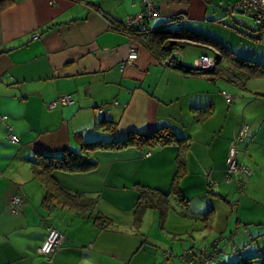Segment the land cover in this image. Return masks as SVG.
Listing matches in <instances>:
<instances>
[{
    "label": "crops",
    "instance_id": "crops-1",
    "mask_svg": "<svg viewBox=\"0 0 264 264\" xmlns=\"http://www.w3.org/2000/svg\"><path fill=\"white\" fill-rule=\"evenodd\" d=\"M240 1L155 0L159 15L150 21L152 32L129 40L109 24L141 13L142 0H0V264H183L170 259L178 253L176 242L152 236L155 243L171 248L170 256L165 251L160 255L149 240L152 228L148 233L143 225L137 228L133 214L138 186L170 189L176 145L148 151L97 149L100 161L95 168L55 170V179L66 190L96 200L86 208L66 199L45 205V187L35 175L40 154L72 150L93 156L92 151L83 152V144L120 141L130 132L164 126L190 139L181 181L188 202L182 205L188 207L197 191L206 194L212 203L205 212L213 210L214 228L219 197L236 208L233 214L220 202L226 218L219 220V232L228 230L236 218L239 231L244 224L248 235L242 248L233 247L239 256L228 264L262 255L264 248L253 245L264 237V216L256 221L262 227L255 231L247 227L255 219L243 214L249 207L264 209V77L236 83L165 63L177 52V61L188 65L179 54L189 47L200 56L215 57L219 70L232 66L233 58L264 64V29L249 30L239 19ZM170 30L211 38L225 50L199 39L177 40L178 47L159 50V38L162 45L175 40L166 38ZM132 47L138 57L126 65ZM224 91L232 95L231 104ZM65 94L73 96V104L49 107ZM102 121L116 128L110 131ZM244 124L248 136L239 141ZM10 134L20 142H11ZM233 147L239 151V163L252 172L250 179L236 176L241 185L225 180ZM16 196L22 198L20 207L13 203ZM97 214L110 223L100 225ZM51 226L65 238L46 256L39 248ZM247 246L252 249L243 253Z\"/></svg>",
    "mask_w": 264,
    "mask_h": 264
},
{
    "label": "trees",
    "instance_id": "trees-1",
    "mask_svg": "<svg viewBox=\"0 0 264 264\" xmlns=\"http://www.w3.org/2000/svg\"><path fill=\"white\" fill-rule=\"evenodd\" d=\"M239 12L242 13L241 10H239ZM123 22L124 21L120 22L118 25L121 26ZM144 23L145 22H141L133 26L130 32H133L136 36H142L146 34L141 31V26L144 25ZM258 28L264 29L259 24ZM149 32H152V30ZM166 38H174L175 40L199 39L201 41H205L206 43L214 44L220 49L225 50L218 42L211 38L193 36L192 34L180 30H170L169 33H167ZM156 42L157 45L155 46L162 51L173 49L172 47L174 46L171 45V41H167L166 44L162 45L161 43L163 42V38H159L156 40ZM232 61L234 63L232 66H226L222 70H219L218 66L212 70L198 69L180 62L177 63L175 67L176 69L187 73L206 75L211 74L210 76L213 78H216V75L219 74L220 77L222 76V78L226 79L227 81L236 83H241L242 81H247L248 79L254 77H264V64L244 58H233ZM203 115L206 114H200V116ZM101 124L110 131L116 128L114 124L109 121H102ZM172 144L176 145L177 154L176 171L172 179L171 187L168 192H165L159 188L144 185L138 186V199L133 210L134 223L137 228L142 226L146 213L150 209L159 211L160 219L163 223L165 218L173 209L171 205V196H176L181 201V203L186 204L188 202L182 195L181 181L186 176L187 172L186 155L188 149L190 148V139L179 137L171 127L164 126L149 132H130L128 137L120 141H116L114 139H99L83 144L84 153H89L90 151L97 149H124L130 147L148 151ZM147 156L149 155L147 154ZM87 157L88 156H84L83 154L76 153L72 150L63 151L59 155L40 154L38 156L35 164V175L45 187V195L43 198V203L45 205L49 206L60 199L71 201L75 206L82 208L96 204V200H85L82 195L74 194L66 190L57 182L54 177L55 170L84 172L95 168L98 163L96 161L90 160ZM96 220L102 226L110 223V220L101 214L96 215ZM204 221H206V228L211 230L214 223L213 210L208 212L207 216L204 218ZM256 261L257 263H255ZM233 264H264V254L251 258H242Z\"/></svg>",
    "mask_w": 264,
    "mask_h": 264
},
{
    "label": "rangeland",
    "instance_id": "rangeland-1",
    "mask_svg": "<svg viewBox=\"0 0 264 264\" xmlns=\"http://www.w3.org/2000/svg\"><path fill=\"white\" fill-rule=\"evenodd\" d=\"M236 14H238L239 19H241L243 22L247 24L249 30L258 28V24L251 16H247L240 12ZM176 47L178 46L174 45L172 48H176ZM188 48L189 47H186V49H184V53L182 52V54L179 55L181 56L185 55V60L187 64L190 66H195L196 59L201 56L198 50L194 49L195 51H197L196 53H194L192 49H188ZM92 152H90V154H93V156L91 155L88 156L87 158L96 161L98 163L100 161L99 156L98 155L96 156V153L94 152H99V151L93 150ZM238 154L239 151H237L236 154L237 160L239 159ZM241 165L243 164L241 163ZM211 181L212 178H210V182ZM234 181L237 182V184H239V181L236 177H234L232 182ZM232 182L230 183L226 182V183L232 184ZM163 191L168 192L169 188ZM194 195L195 196L193 200L190 201L188 207L182 205V203H180V200L176 196H171V205L173 209L165 218L163 223L160 219L159 211H157L159 215L156 213V210L154 209L149 211V213H147V215L145 216L142 224L147 233L149 229L152 228L150 232L149 240L155 246L159 247L158 250L160 255L165 254L166 252L168 256H170L172 253L170 251L171 248L169 247L168 249H166L162 245L155 243V241L152 239V236L154 237V236L162 235L165 238H167V240H170L171 242H176L175 247L178 253L174 254L170 259H179V260L181 259V261H183V264H187V259L184 257V253L186 250L189 249H193L197 255H199L202 252V250L205 249L208 256H210L211 253L216 252L217 257L211 259L208 258L210 259V264H228L230 262L236 261L234 259H236L239 255H237V253L233 251V247L237 246L238 248L239 247L242 248L245 245V242L248 241V239L243 240V238L248 237V235L244 233V228L246 226L244 224L240 225V228L243 227V230L239 231L240 229H238L236 226V218H233V223L231 224L228 230L224 231L221 234L217 229V226L219 227V220L221 221V218H226V212H223L221 214V211L226 209L220 205V202L222 201V203L227 207V210L233 212V214H236V208L232 210L231 207H228L229 204H226L221 199L219 200L218 199L219 197H217V199L215 200L216 204L214 206V208L216 209L215 225L213 229L209 230L206 228V221H204V217H206L205 211L207 205H210L212 202L208 201L209 199H206V194H204L203 196L202 193H199L197 191ZM231 202H233L232 199ZM211 207L213 206L211 205ZM209 208L210 206L207 209ZM248 209H250L251 211L247 212ZM244 211H246V213L243 214L245 218L255 219V222L253 224L247 225V227H249L250 230L257 231L258 228L256 227H262L261 225L257 224L258 222L256 221H259L260 219H262L260 217L264 216L263 208L253 209L252 207H249L246 208ZM257 234L258 232L254 234V236H256ZM254 241H256V243L253 246L257 247L259 245L261 248H264V237L259 236ZM163 248L165 250H163ZM250 249L252 248L250 246H247L245 252L243 253H247V251H250ZM162 257L164 256L162 255ZM195 261L196 264H205L203 262L198 261V259H196ZM255 263H257V261Z\"/></svg>",
    "mask_w": 264,
    "mask_h": 264
},
{
    "label": "built area",
    "instance_id": "built-area-1",
    "mask_svg": "<svg viewBox=\"0 0 264 264\" xmlns=\"http://www.w3.org/2000/svg\"><path fill=\"white\" fill-rule=\"evenodd\" d=\"M144 9L141 13L137 14L136 16L132 18H128L123 22L121 26L117 24L110 23L109 27L111 30H114L116 32L122 33L126 35L129 40H134L133 37L136 35L133 32H130V30L133 28V26L145 22L144 25L141 26V31L144 33H148L152 30L150 26V21L153 20L155 17L159 15L158 7L155 2V0H142ZM238 9L241 10V12L247 16H251L257 24H259L261 27L264 28V0H241L238 5ZM35 38L39 37V35H35ZM138 52L136 48L132 47L130 49V54L128 57V60L126 62V65H131L133 62L137 59ZM177 58V52H172L166 59L165 63L169 66L175 67L177 63H179ZM181 63V62H180ZM217 66L216 58L211 57L208 55H202L195 63V68L198 69H206V70H212L215 69ZM125 67V65H122V69ZM224 96L226 98V101L228 104H231L233 101L232 95L224 91ZM74 103V98L71 94H65L61 95L55 100L51 101L49 103V107L54 109L58 106H67ZM249 127L248 125L244 124V126L241 128L239 135L237 137V140H245L248 136ZM9 139L13 143H19V138L14 135L10 134ZM236 140V142H237ZM237 151L235 147L232 148L229 158H228V168L225 173V180L227 183H230L233 181L234 177L236 176H243L242 178L246 179L249 178L251 175L250 170L245 166L241 165L236 157ZM149 155V154H148ZM239 184L241 185L242 180H238ZM13 203L15 205H18L19 207L22 206V198L21 196H16L13 199ZM64 234H62L57 228L51 226L49 228V232L47 235V238L45 239L42 246L39 248V252L42 255L50 256L55 251H57L60 246L62 245V242L64 240ZM196 255V257H195ZM184 257L187 259V264H196V259L198 261L203 262L205 264H210V259L217 257V253L213 252L210 256L207 255L206 249L202 250V252L197 255L193 249L186 250L184 253ZM210 258V259H208Z\"/></svg>",
    "mask_w": 264,
    "mask_h": 264
},
{
    "label": "water",
    "instance_id": "water-1",
    "mask_svg": "<svg viewBox=\"0 0 264 264\" xmlns=\"http://www.w3.org/2000/svg\"><path fill=\"white\" fill-rule=\"evenodd\" d=\"M177 43V40H171V45H174Z\"/></svg>",
    "mask_w": 264,
    "mask_h": 264
}]
</instances>
